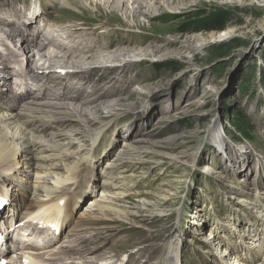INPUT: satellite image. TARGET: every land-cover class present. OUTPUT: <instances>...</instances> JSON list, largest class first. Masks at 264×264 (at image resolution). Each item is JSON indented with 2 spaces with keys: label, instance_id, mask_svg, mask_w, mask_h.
<instances>
[{
  "label": "rangeland",
  "instance_id": "1",
  "mask_svg": "<svg viewBox=\"0 0 264 264\" xmlns=\"http://www.w3.org/2000/svg\"><path fill=\"white\" fill-rule=\"evenodd\" d=\"M31 1L13 0L26 13L34 10V6L28 5ZM90 8L81 12L55 9L48 13V21L53 26L57 19L64 27L71 26L74 21L76 26L85 24L93 30L99 23L98 17L106 18L107 13L99 16L98 9L93 12ZM8 11L0 12V17L12 14ZM43 11L46 12L44 7L38 13ZM161 13L163 15L155 21L141 19L139 23L142 29L148 30L145 33L167 40L171 45L161 43L159 46H165L161 52L134 59L136 67L121 73L117 81L122 85L118 93L101 97V100L118 101L101 120L104 125L110 123L95 151L101 163L94 162L95 169L87 167L85 179L76 181L72 191L63 197L70 203L69 212L77 216L76 224L79 225L83 222L81 216L89 210L92 194L96 199L112 195L113 191L103 185L106 180L116 186L117 194H123L114 196L115 206L129 211L143 208L144 213L128 223H96L101 230L115 228L111 233L116 239L108 240L106 247L109 248L100 253L75 256L92 257L90 260L94 264L116 254H130L141 247H150L149 253L144 254L146 258L131 254L133 257L127 255L122 260H140L139 264H176L164 261L166 244L173 239L178 264H217L219 255L239 264L246 258L240 257L243 252L232 253L221 244L234 234L229 226L239 227L245 233L249 221L259 215L258 211L248 214L245 209V212L240 201L246 197L251 201L264 198V0H191L184 10ZM19 22L27 27V34L34 33L31 24ZM130 24L128 22L127 26H132ZM91 30L87 32L99 37V31ZM115 32L111 50L117 48L120 37L135 43L139 41L127 32ZM223 34L227 36L220 40ZM28 54L30 58L31 52ZM45 61L42 59L40 64ZM16 66L11 64L10 70ZM101 69L98 68V73L103 71ZM59 75L63 76L61 72ZM75 77L59 79L66 87L80 88L78 81L72 83ZM135 78H139V82L131 83ZM98 81L100 86L105 82ZM50 83L47 82V91L54 89L53 84L49 87ZM12 85L6 91L9 95L15 92V88L10 89ZM26 100L27 97L21 100L20 105ZM214 128L222 138L223 150L209 141ZM124 147L147 153L141 155L135 167L126 174L119 176L113 171L110 175L112 170L107 164H121L118 156ZM81 153L87 155L85 150ZM209 169L212 171L207 173ZM35 172L31 181H34ZM98 182L101 183L98 185ZM117 184H125L127 189ZM11 208L9 205L6 213L12 211ZM149 209L163 211V214L148 213ZM65 234L60 237L64 239ZM208 243L213 245L216 253L213 256L208 255Z\"/></svg>",
  "mask_w": 264,
  "mask_h": 264
},
{
  "label": "bare ground",
  "instance_id": "2",
  "mask_svg": "<svg viewBox=\"0 0 264 264\" xmlns=\"http://www.w3.org/2000/svg\"><path fill=\"white\" fill-rule=\"evenodd\" d=\"M190 1L33 0L28 5L34 6V10L26 13L13 0H0V12L12 11V14L0 17V200L7 202L3 214L6 217H0V261L12 255L7 259V264H82L84 258H79L76 254L95 255L109 248L106 247L108 240L116 239L111 233L115 228L101 230L96 227V223H128L144 213L143 208L129 211L125 207L115 206L114 196L123 194H117L116 186L108 184L106 180H103V185L113 191L112 195H101L96 199L92 194L89 210L81 216L83 222L79 225L76 224L77 216L73 217L69 212L70 203H66L63 197L68 191H72L76 181L85 179L84 170L87 167L95 169L94 162L101 163L96 158L95 151L99 149L101 135L110 124L104 125L101 120L104 114L111 112L112 106L116 107L118 104L117 100H101V97H112L118 93L122 85L117 81L121 73L136 67L134 59L152 57V54L161 52L165 49V46H159L161 43L171 45L167 40L145 33L148 30L142 29L139 22L141 19L155 21L163 15V11L184 10ZM42 7L46 12L38 13ZM88 7L93 8V12L98 9L99 16L107 13L106 18L98 17L99 23L93 30L82 23L76 26L74 21L71 26L64 27L57 19L50 26L48 13L53 10L61 8L81 12ZM18 20L31 24L35 29L34 33L27 34V27L21 26ZM128 22L132 26H127ZM164 29L167 31V28ZM90 30L99 31V37L87 32ZM115 31L123 34L127 32L126 34L133 35L139 41L135 43L129 38L120 37L117 48L111 50L114 44L112 38L117 35ZM134 33L140 35L136 36ZM225 36L227 34L221 35L219 39ZM98 51L103 52L97 54ZM78 56L84 57L73 59ZM19 58H22V62L26 61V64ZM41 58L46 60L43 65L40 64ZM11 64L17 66L10 70ZM98 68L103 71L98 73ZM60 72L63 76L59 75ZM72 75L76 76L72 83L76 84L78 81L80 88L66 87L59 79L67 80ZM12 79L15 80L13 83ZM99 79L105 80L102 86ZM138 80L139 78H135L131 83L139 82ZM47 82H52L49 87L53 84V90L47 91ZM10 84H14L10 89L15 88L16 92L12 95L6 92ZM38 84L40 87H37ZM25 97L28 100L20 105L19 102ZM43 98L47 101L42 102ZM19 107L21 109L18 112ZM209 141L221 148L224 144L215 128ZM134 149H122L118 156L121 164H107L112 170L110 175H113V171L119 176L126 174L135 167V161H139L141 155L147 153L135 152ZM82 150L87 155H81ZM137 156L139 159H136ZM22 163L23 167L20 168ZM33 171L36 172L34 181H31ZM210 171L212 170L209 169L207 173ZM117 186L126 188L125 184ZM75 203L80 204L79 200ZM9 205L14 209L11 208L12 211L6 213ZM240 205L248 214L258 211L259 215L249 221L250 225H246L245 233L239 227L229 226L234 234H230L228 241L223 240L221 245L232 253H245L240 254L241 258H246H242L239 264H264V198L251 201L246 197L240 201ZM148 213L157 215L163 214V211L149 209ZM51 222L61 223V232H66L64 239L57 238L55 232H51V227L41 228L45 223ZM106 235L109 237L106 238ZM70 238L74 240H69ZM70 241H73L72 246ZM173 243V239L168 240L164 261L178 264ZM207 246L210 249L208 255H215L213 245L208 243ZM149 248L141 247L130 254H116L94 264H139L137 261L140 260L128 259L125 262L122 258L127 255L131 258V254L137 255V258L142 255L145 257ZM91 258H85L83 264H93ZM232 260L219 255L216 263L235 264Z\"/></svg>",
  "mask_w": 264,
  "mask_h": 264
}]
</instances>
